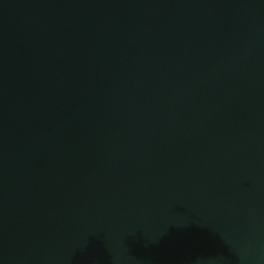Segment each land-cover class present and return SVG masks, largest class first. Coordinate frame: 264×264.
Segmentation results:
<instances>
[{
  "label": "water",
  "instance_id": "95a60500",
  "mask_svg": "<svg viewBox=\"0 0 264 264\" xmlns=\"http://www.w3.org/2000/svg\"><path fill=\"white\" fill-rule=\"evenodd\" d=\"M0 264H264V0H0Z\"/></svg>",
  "mask_w": 264,
  "mask_h": 264
}]
</instances>
